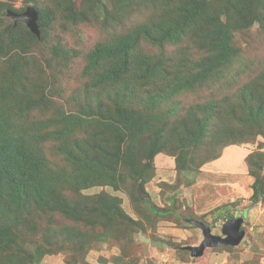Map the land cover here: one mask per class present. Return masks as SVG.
Masks as SVG:
<instances>
[{
    "label": "trees",
    "instance_id": "obj_1",
    "mask_svg": "<svg viewBox=\"0 0 264 264\" xmlns=\"http://www.w3.org/2000/svg\"><path fill=\"white\" fill-rule=\"evenodd\" d=\"M46 1L27 0L38 13L39 38L0 7L2 19L9 20L0 25V78L4 81L0 84V264L36 261L38 249L24 244L31 232L38 233L37 219L54 213L84 219L85 228H94V238L106 239L115 232L118 239L129 237L138 220L121 208L117 196L81 192L105 184L118 189L125 174L119 170L121 164L138 165L139 173L133 177L143 190L157 153H178L177 165L193 169L192 161L186 160L192 149L221 148L264 135V61L252 58L249 47L236 42V34L244 35L254 23L261 27V38L254 39H263L264 0H109L112 8L102 5V13L94 8V0L89 6L82 0H64L66 4L54 0L65 10L61 17L65 23H87L101 32L81 72L89 78L82 91L83 105L69 111L62 105L45 104L46 134L34 137L35 133L17 128L15 117L44 104L47 96L35 57L22 47L43 38L61 11L51 9ZM50 11L55 13L52 21L47 17ZM52 24L58 26L56 21ZM21 25L26 32L22 43L17 40ZM170 47L174 48L166 55L164 48ZM53 50L59 67L69 68L66 49L56 45ZM228 70L247 74L243 85L233 88L238 107L226 95L217 99L211 90L219 82L227 86ZM195 87L207 91L208 100L188 109L186 118L158 123L138 108L144 101L155 103ZM149 131L154 138L144 140V153L138 155L135 148H140ZM48 144L55 152L50 146L46 152ZM54 153L60 158L58 166L49 161ZM140 157L146 161L141 163ZM259 184L264 191V173L255 177L252 196L257 195ZM131 195L133 202L141 200L136 187ZM148 203L155 217L174 211ZM220 217L224 221L236 218L229 208ZM183 219L194 218L184 215ZM66 233L68 240L77 234L92 240L80 229ZM44 240L48 242L49 235Z\"/></svg>",
    "mask_w": 264,
    "mask_h": 264
},
{
    "label": "rangeland",
    "instance_id": "obj_2",
    "mask_svg": "<svg viewBox=\"0 0 264 264\" xmlns=\"http://www.w3.org/2000/svg\"><path fill=\"white\" fill-rule=\"evenodd\" d=\"M82 1L89 6L93 0ZM94 1L93 5L98 13H102V5H106L109 10L112 8V2L109 0ZM0 2L3 3L0 7L4 10L30 6L27 0ZM46 2L51 9H61L57 12L55 20L58 26L52 24L55 22L53 21L43 38L22 47L26 48L25 53L35 57L41 70L40 80L46 84L42 88L47 96L43 100L44 104L31 107V110L19 117L16 116L13 120L14 126L28 134L35 133L34 137L47 133L43 125L48 115L45 104L62 105L69 111H75L79 105H83L82 91L89 83V78L83 76L81 72L90 51L101 37V32L87 23L78 22L74 25L65 23L61 18L65 10L57 5L58 2L54 0ZM61 3L66 4L64 0H61ZM54 15L55 13L50 11L47 17L52 21ZM2 18L0 14L2 20L0 25L9 22L8 19ZM61 25L63 29L59 30ZM259 27L258 23H254L244 35L237 33L236 42L242 47H249V55L252 58L264 61V37L259 41L254 39L261 38ZM25 34V28L21 25L17 37L20 43L23 42ZM56 45L66 49L71 62L67 64L69 68L59 67L57 57L52 55ZM173 48H164L165 54H169ZM230 73L228 70L227 74L231 78L224 79L227 86L219 82L217 87L211 85V90L217 99L226 95L227 101L234 100L233 103L238 107L239 101L233 88L243 85V81L247 80V74H237L235 71ZM2 82L4 81L0 78V84ZM218 87L222 89L220 92ZM206 92L203 88L195 87L192 91L178 92L169 99L160 98L155 103L146 104L144 101L138 108L145 111L147 118L155 119L158 123L164 122L163 120L173 122L180 117L186 118L188 109L204 100L207 101ZM263 136L256 135L247 141H237L221 148L205 145L198 150L192 149L186 160L192 161L193 169L177 165L178 153L173 155L157 153L152 161V169L143 183L142 191H145L146 197L136 202L131 199V193L134 187L136 191L137 186L142 188L140 180L136 181L133 177L139 173V167L131 166L129 163L121 164L119 170L124 171L126 175L124 174L122 186L118 189L105 184L82 189L81 192L84 195H92L105 191L117 196L121 208L138 220L137 227L130 236L118 239L115 232L113 237L94 238V228L90 226L85 228L88 223L84 219L54 213L51 215L53 217L37 219L38 224H41L38 233L31 232L28 242L24 244L28 249H38L36 261L32 264H264V197L252 196L255 177L259 173L261 175L264 173ZM148 137L154 138L151 131L141 140L140 148H135L138 155L144 153L146 145L143 143ZM49 146L51 151L55 152L53 145L49 144L46 152L49 153ZM59 159L54 153L49 161L58 166ZM145 161V158L140 160L141 163ZM253 161L261 163L263 168L254 165ZM197 163L199 166L195 168ZM145 201L163 210L173 208L174 211L165 216L155 217L148 210ZM68 202L71 204L73 201L71 199ZM226 208H229L235 217H243L241 227L245 234L241 241L236 245H226L230 247H207L201 255L192 256L184 246L198 245L202 235L200 229L186 221L187 219H183V216L202 221L210 227L213 234H220V226L224 222L220 213ZM79 229L80 233H87L92 240L88 241L85 235L79 236L80 234L75 235L72 240L67 239V230ZM103 233L104 231L101 232ZM46 235H49L48 242L44 240Z\"/></svg>",
    "mask_w": 264,
    "mask_h": 264
},
{
    "label": "water",
    "instance_id": "obj_3",
    "mask_svg": "<svg viewBox=\"0 0 264 264\" xmlns=\"http://www.w3.org/2000/svg\"><path fill=\"white\" fill-rule=\"evenodd\" d=\"M7 14L14 22L18 20L23 21L30 31L39 38L40 31L37 24L38 13L32 6H27L22 12L7 10ZM137 191L141 199L146 197L140 186H137ZM261 195L264 197V192L261 191L259 184L256 197H260ZM186 221L199 228L202 235V239L198 245L184 246L192 256L201 255L207 247L236 245L245 234L244 229L241 228L243 217L240 216L226 219L220 226V234H213L210 227L202 221L196 219H187Z\"/></svg>",
    "mask_w": 264,
    "mask_h": 264
}]
</instances>
